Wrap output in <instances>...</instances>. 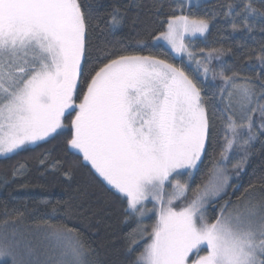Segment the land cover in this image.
<instances>
[{"label": "snow or ice", "instance_id": "snow-or-ice-1", "mask_svg": "<svg viewBox=\"0 0 264 264\" xmlns=\"http://www.w3.org/2000/svg\"><path fill=\"white\" fill-rule=\"evenodd\" d=\"M226 7L232 13L234 6ZM243 9L264 17L251 3ZM109 16L113 29L125 18L119 9ZM91 27V14L81 0H0V155L68 127L69 149L82 153L126 205L125 223L135 225L127 249L135 257L132 264H264V202L226 204L214 221L204 211L206 198L218 195L227 184L228 153L238 137L247 135L244 144L257 137L253 115L259 112L264 120V81L238 83L236 74L221 73L231 89L227 108H232L235 96L246 123L237 124L228 116L231 138L224 137L215 179L188 199L189 183L182 178L191 179L190 170L210 139L200 88L182 68L152 55L106 53V62L93 66L87 47ZM208 27L203 19L173 16L167 31L155 39L167 41L176 53L187 52L191 59L185 34L203 35ZM221 55L213 49L205 59L210 63ZM257 59L264 65V49ZM209 71L203 67L205 76ZM66 115L69 125L64 124ZM259 129L264 135V123ZM150 198L152 209L146 207ZM149 211L158 217L152 225L144 223ZM49 230L56 260L41 261L23 233L5 228L0 231V264L4 258L6 264H91L89 249L72 229ZM139 240L148 242L136 252L133 245Z\"/></svg>", "mask_w": 264, "mask_h": 264}, {"label": "trees", "instance_id": "trees-1", "mask_svg": "<svg viewBox=\"0 0 264 264\" xmlns=\"http://www.w3.org/2000/svg\"><path fill=\"white\" fill-rule=\"evenodd\" d=\"M247 3L264 12V0H210L180 11L175 0H81L82 7L92 17L87 47L93 66L106 62V53L152 55L182 68L200 88L209 118L210 139L190 184L188 199L214 175V164L225 147L224 137L228 134L231 138L227 129L228 116L231 115L237 124L246 123L235 110L240 109L235 97L232 108H227L226 93L231 89L226 87L221 73L223 76L236 74L238 83L245 79L264 81V65L257 59L264 49V17L245 13L243 5ZM229 4L234 6L232 13L226 7ZM114 9H119L125 17L115 29L108 23ZM180 15L209 23L205 38L189 42L195 67L175 57L163 44L154 42L155 37L166 30L168 20ZM213 49L223 55L208 63L205 57ZM204 66L210 69L207 76L203 73ZM64 120L65 125L70 124L67 115ZM261 123L264 120L257 112L253 115L256 139L244 144L247 135L242 134L233 145L227 162L231 182L229 180L220 198L208 206L210 221L219 216L226 204L232 207L243 203L247 197L256 199L251 201L256 204L264 202ZM238 131L244 133L246 130ZM70 134L66 127L45 142L0 158V231L7 228L9 233H23L31 241L38 258L46 261L54 256L45 249L51 235L49 226H62L72 229L75 237L89 249L91 264H132L135 257L127 249L129 234L135 225L125 223L126 205L81 154L69 149L66 142ZM241 161V167H234ZM144 245L142 242L133 246L139 252ZM6 262L7 258L4 264Z\"/></svg>", "mask_w": 264, "mask_h": 264}, {"label": "rangeland", "instance_id": "rangeland-1", "mask_svg": "<svg viewBox=\"0 0 264 264\" xmlns=\"http://www.w3.org/2000/svg\"><path fill=\"white\" fill-rule=\"evenodd\" d=\"M208 1H210V0H175V2H176V4H177V9L180 11V10H182V9H186V8H191V7H198V6H200V5H203V4H205L206 2H208ZM181 16V15H180ZM184 16V15H183ZM191 19V18H190ZM170 20V19H169ZM168 20V21H169ZM208 30H209V27H208ZM208 30H207V32L206 33H204L203 35H201L200 33H197L196 35H192L191 33H188V34H185V36H184V43H185V45L187 46V49H188V51H190L191 52V50L189 49V42L190 41H193V40H197V39H203V38H205L206 37V35L208 34ZM165 31H167V26H166V30ZM154 42L155 43H159V44H163L175 57H177V58H180V59H184L190 66H192V67H195V59H194V56L191 58V59H189V57H188V54H187V52H184V53H176L175 51H174V49L171 47V45L167 42V41H165V40H163V39H160V40H154ZM192 53V52H191ZM193 54V53H192ZM235 97V96H234ZM236 110V112L240 115V116H242V110H241V108L240 109H235ZM65 121V120H64ZM64 124H65V122H64ZM66 128V127H65ZM64 128V129H65ZM64 129H60V130H58V132H60V131H62V130H64ZM57 132V133H58ZM57 133H54V134H52L51 136H49L48 138H46L45 140H42V141H37L35 144H28V145H25L24 147H23V149H26V148H29V147H34V146H36V145H38V144H40V143H42V142H45V141H47V140H49L50 138H52L55 134H57ZM206 146H207V143H206ZM206 146H205V150H206ZM23 149H20V150H17V152L18 151H21V150H23ZM73 151H75V152H77V153H79L77 150H73ZM17 152H15V153H17ZM15 153H8V154H4V155H0V158H4V157H7V156H11V155H13V154H15ZM79 154H81L82 155V153H79ZM205 154V153H204ZM204 154H202V156H201V159H200V161H198L197 162V166H196V168L195 169H192V170H190L191 171V173H192V175H191V179H188L187 177H183L182 178V180H187L188 181V183H189V187H190V184H191V182H192V180H193V178H194V176L196 175V173H197V171H198V169H199V167H200V164H201V162H202V160H203V157H204ZM228 156L230 157V152L228 153ZM88 163V162H87ZM224 175L227 177V184L225 185V187H224V189H223V191H221L218 195H216V196H209V197H207L206 199L209 201L207 204H206V206H205V209H204V211H205V215L207 216V208H208V206L212 203V202H214V201H216L217 199H219L220 198V196L226 191V189H227V187H228V183H230L231 182V176H230V174H229V172H227V168L225 169V172H224ZM215 179V175H213V177L209 180V182L207 183V184H209L210 182H212L213 180ZM229 180H230V182H229ZM206 184V185H207ZM205 187V186H204ZM203 187V188H204ZM202 188V189H203ZM256 199H250L249 197H247L244 201H243V203H240V204H236V205H234V206H232V207H236V206H242L243 204H247L249 201H255ZM177 202H179V201H177ZM177 202H176V204H177ZM253 203V202H252ZM176 204H174V206L176 205ZM146 207L148 208V209H152L153 207H154V202L151 200V198L146 202ZM177 210H179V209H177ZM158 217H157V215H156V213L155 212H152V211H149L147 214H146V216H145V218H144V223L146 224V225H152V224H154L155 223V220L157 219ZM142 242H145V244L148 242L147 240H139L138 242H137V244H140V243H142ZM53 244H54V241L52 240V239H49V242H48V245H47V242H46V245L47 246H45V249H46V251L47 252H49L50 254H54V256L51 258V259H53V260H56L57 259V257H56V255H55V253H54V251H53ZM201 254H203V253H201ZM6 258H4V260H5Z\"/></svg>", "mask_w": 264, "mask_h": 264}]
</instances>
